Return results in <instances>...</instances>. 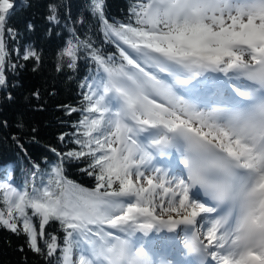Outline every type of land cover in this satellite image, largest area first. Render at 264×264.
I'll return each mask as SVG.
<instances>
[{
	"label": "snow or ice",
	"instance_id": "obj_1",
	"mask_svg": "<svg viewBox=\"0 0 264 264\" xmlns=\"http://www.w3.org/2000/svg\"><path fill=\"white\" fill-rule=\"evenodd\" d=\"M19 7L0 0V89L42 60L21 42L35 25L12 24ZM44 19L67 36L57 71L80 103L60 106L78 114L58 137L74 147L34 159L12 138L21 182L0 180V227L19 250L44 264H264V0H131L120 19L107 0L75 14L50 0Z\"/></svg>",
	"mask_w": 264,
	"mask_h": 264
},
{
	"label": "trees",
	"instance_id": "obj_2",
	"mask_svg": "<svg viewBox=\"0 0 264 264\" xmlns=\"http://www.w3.org/2000/svg\"><path fill=\"white\" fill-rule=\"evenodd\" d=\"M59 3L60 0H57ZM71 6V11L83 12L86 0H63ZM131 0H107V10L110 17L120 19L126 14ZM27 3L30 7H23ZM50 0H19L21 7L17 9L12 24L23 29L26 22L31 21L35 25V31L21 38V42L31 44L39 51L42 60L23 62L24 67L17 70L12 84L15 87L0 89V122H7L6 126L0 127V180L4 174L12 171L20 183V173L17 171L18 150L12 138L18 137L23 140L31 157L38 158L45 154L46 145L56 146L68 150L74 145L62 144L58 137L61 133L71 132V123L78 119V114L67 117L61 105L77 106L80 103L79 81L75 76L66 71H57L58 52L62 40L67 36L60 29L49 34L48 25L44 19ZM79 27V25H77ZM59 33V34H57ZM95 39V37H93ZM104 47H108L105 45ZM115 51V48H110ZM15 56V53H13ZM84 73L81 67V75ZM39 91L41 103L44 105L42 111L33 110L37 101L32 98V93ZM11 93L13 99L8 100L7 95ZM23 123V127H17ZM36 132L32 133L31 129ZM33 136L35 141L33 142ZM51 156L50 153H48ZM23 159L19 160L22 167ZM79 165H69L68 175L71 179L81 183L83 186L92 187L93 180L82 175L77 168ZM52 229L56 228L53 224ZM63 235L62 233L60 234ZM24 237L17 236L9 230L0 227V264H44L43 259L31 251L21 252L19 249L24 244Z\"/></svg>",
	"mask_w": 264,
	"mask_h": 264
},
{
	"label": "water",
	"instance_id": "obj_3",
	"mask_svg": "<svg viewBox=\"0 0 264 264\" xmlns=\"http://www.w3.org/2000/svg\"><path fill=\"white\" fill-rule=\"evenodd\" d=\"M18 3H19V0H18Z\"/></svg>",
	"mask_w": 264,
	"mask_h": 264
}]
</instances>
